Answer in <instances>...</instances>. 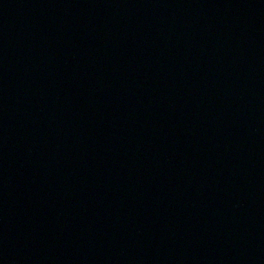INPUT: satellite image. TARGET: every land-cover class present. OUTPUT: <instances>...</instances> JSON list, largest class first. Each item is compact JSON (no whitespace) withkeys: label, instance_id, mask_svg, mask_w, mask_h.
<instances>
[{"label":"water","instance_id":"1","mask_svg":"<svg viewBox=\"0 0 264 264\" xmlns=\"http://www.w3.org/2000/svg\"><path fill=\"white\" fill-rule=\"evenodd\" d=\"M0 264H264V0H0Z\"/></svg>","mask_w":264,"mask_h":264}]
</instances>
